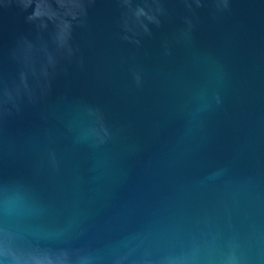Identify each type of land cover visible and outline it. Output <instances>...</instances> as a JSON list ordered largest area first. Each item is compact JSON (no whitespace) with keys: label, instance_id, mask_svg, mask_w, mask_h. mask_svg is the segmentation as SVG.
I'll use <instances>...</instances> for the list:
<instances>
[{"label":"water","instance_id":"95a60500","mask_svg":"<svg viewBox=\"0 0 264 264\" xmlns=\"http://www.w3.org/2000/svg\"><path fill=\"white\" fill-rule=\"evenodd\" d=\"M0 264H264V0H0Z\"/></svg>","mask_w":264,"mask_h":264}]
</instances>
